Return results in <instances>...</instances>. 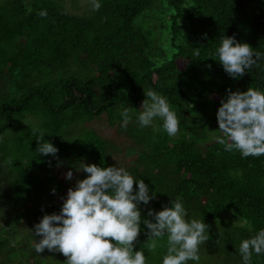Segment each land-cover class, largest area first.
<instances>
[{
	"label": "trees",
	"instance_id": "obj_1",
	"mask_svg": "<svg viewBox=\"0 0 264 264\" xmlns=\"http://www.w3.org/2000/svg\"><path fill=\"white\" fill-rule=\"evenodd\" d=\"M63 2L0 3V186L9 180L17 201L31 195L42 202L29 210L36 224L45 214H58L71 187L68 171L75 186L86 178L83 163L122 168L117 159L122 149L88 123L103 115L112 125L123 123L121 113L128 107L131 122L121 128L136 158L124 169L155 195L148 205H139L142 220L151 219L149 209L161 211L179 197L186 219L209 226L199 264H243L240 242L264 229V156L242 158L225 151L215 139L220 136L216 113L228 89L264 91V0H99L98 11L88 0L89 14L67 11ZM159 3L170 9L171 48L160 60L152 54L153 30L141 21L148 11L159 10ZM41 10L46 17L38 15ZM222 36H235L261 53L242 77H229L217 61ZM146 89L166 97L176 112V137L161 130L159 119L138 126ZM41 131L40 142L52 143L59 150L56 157L36 151ZM232 218L238 226H232ZM140 227L134 251L144 250L146 264H162L166 237L149 251L144 248L148 230L143 223ZM13 235L12 250L23 242L28 255L19 248L26 258L0 264H64L47 250L36 254L39 237ZM7 236L0 237V252L10 244ZM251 264H264V254H253Z\"/></svg>",
	"mask_w": 264,
	"mask_h": 264
},
{
	"label": "clouds",
	"instance_id": "obj_2",
	"mask_svg": "<svg viewBox=\"0 0 264 264\" xmlns=\"http://www.w3.org/2000/svg\"><path fill=\"white\" fill-rule=\"evenodd\" d=\"M89 3L93 11L101 7L99 0ZM38 15L46 17L47 11L41 10ZM195 54L198 56L199 50ZM215 54L225 73L233 79L242 77L261 59L260 52L238 42L235 36H222ZM144 95L138 126L149 127L159 119L161 130L175 137L180 130L179 120L166 97L152 89L144 90ZM130 111L126 107L121 113L123 128L131 122ZM216 119L219 129L216 132L221 135L215 139L225 151H237L242 158L264 156V91L252 87L244 92L228 89L227 96L220 100ZM43 140L41 131L36 151L56 157L59 150L50 142L41 143ZM81 171L87 174L86 178L76 180L74 188L70 187L66 197H61L59 213L43 215L30 230L34 237H40L34 241L37 254L45 250L58 252L66 258L64 264H146L144 250L134 251L143 223L148 230L144 244L147 250L155 251L159 241L166 237L162 264L189 261L199 264L200 245L209 240V226L203 221L186 219L187 212L179 197L170 201L171 207L165 206L161 211L149 209L147 216L151 219L142 220L139 205L146 206L155 199L143 179H136L116 166L83 163ZM65 178L71 181L73 172L68 171ZM238 252L243 264H251L253 254H264V229L242 240Z\"/></svg>",
	"mask_w": 264,
	"mask_h": 264
},
{
	"label": "rangeland",
	"instance_id": "obj_3",
	"mask_svg": "<svg viewBox=\"0 0 264 264\" xmlns=\"http://www.w3.org/2000/svg\"><path fill=\"white\" fill-rule=\"evenodd\" d=\"M5 1L7 0H0V3H3ZM63 4L66 6L67 11H70L72 13L89 14L91 11L88 7V0H64ZM158 5L159 10H155L154 12L148 11V13L144 14V16L141 18V21L146 30H153L152 38L154 40V47L152 49V54L156 56L158 60H160L162 53L164 55L171 53L169 43L170 32L168 30L170 23V9L160 3ZM29 122V118H24V120L22 118L23 125H28ZM121 124L122 123L117 122L112 125L110 124L108 117L103 115L99 120L97 119L92 121L91 123H88V126L94 129L101 137L116 143L122 149L123 152H121L120 156L117 157V159H119L118 165L122 168L127 169L135 160L136 155L133 154V152H128V150L133 146H131L130 141L122 132ZM58 170L56 169L54 171V174H57ZM39 178L44 179L42 173L40 174ZM8 181L9 180H5V182L0 186V237L5 238V236H7V232L5 231H9V236L7 237H9L10 239V244L0 252V262L8 259L13 261L17 256H21L24 258L27 257L20 255L22 253V249L19 248H25V255H28L27 253L29 251V249H26L27 244L23 242H20L17 245L18 249H16V251L19 253V255L15 250H12L14 244L12 242L11 235L18 232L20 236L29 235L30 237H32L31 239H33L34 236L30 230H33L36 223L30 216L29 210L31 211L33 209H37L38 207H41L43 205L42 202L40 203L38 199L34 198L31 195H29L26 201H17L16 198L12 195ZM74 181L75 177H73L71 181H68L70 182L71 187H74ZM47 205L50 204L48 203ZM238 225L239 222L237 218H232V226ZM240 225L242 224L240 223ZM50 254L55 260H66V258L58 252H50ZM46 255L48 257V254Z\"/></svg>",
	"mask_w": 264,
	"mask_h": 264
}]
</instances>
